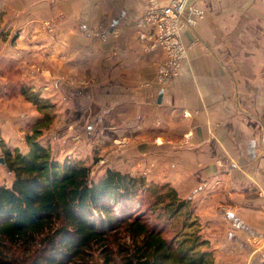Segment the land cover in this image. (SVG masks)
<instances>
[{
  "label": "crops",
  "instance_id": "obj_1",
  "mask_svg": "<svg viewBox=\"0 0 264 264\" xmlns=\"http://www.w3.org/2000/svg\"><path fill=\"white\" fill-rule=\"evenodd\" d=\"M189 2L204 17L182 30L186 56L160 88L164 52L144 51L135 30L146 0H0V138L27 148L43 117L19 89L31 80L55 105L39 140L59 160L152 165L190 199L214 264H264V0ZM57 12L49 34L42 23ZM99 25L106 42L90 33Z\"/></svg>",
  "mask_w": 264,
  "mask_h": 264
},
{
  "label": "trees",
  "instance_id": "obj_2",
  "mask_svg": "<svg viewBox=\"0 0 264 264\" xmlns=\"http://www.w3.org/2000/svg\"><path fill=\"white\" fill-rule=\"evenodd\" d=\"M20 92L43 118L25 136L26 152L0 138L12 174L10 185H0V264H213L208 240L192 228L189 198L164 184L145 200L142 193L154 190L141 177L107 168L95 179L90 167L59 160L39 142L52 104ZM142 207L158 211L152 225ZM182 212V231L192 229L168 237Z\"/></svg>",
  "mask_w": 264,
  "mask_h": 264
},
{
  "label": "built area",
  "instance_id": "obj_3",
  "mask_svg": "<svg viewBox=\"0 0 264 264\" xmlns=\"http://www.w3.org/2000/svg\"><path fill=\"white\" fill-rule=\"evenodd\" d=\"M204 17V11L189 0H146L143 14L135 22V30L144 51L161 48L164 59L156 68L155 81L160 88L167 86L179 74V67L186 56L187 46L181 40V32L186 27L196 25ZM91 35L102 42L109 39L104 25L90 30ZM115 44L112 53H117ZM264 80V69L260 71ZM264 82V81H263Z\"/></svg>",
  "mask_w": 264,
  "mask_h": 264
},
{
  "label": "rangeland",
  "instance_id": "obj_4",
  "mask_svg": "<svg viewBox=\"0 0 264 264\" xmlns=\"http://www.w3.org/2000/svg\"><path fill=\"white\" fill-rule=\"evenodd\" d=\"M56 1L57 0H49V2H51V3H55ZM60 17H61V14L59 12H57L53 16H51L49 20H46V21H44L42 23L43 28L45 29V31L47 33L52 34V33L55 32V30L57 28V25L59 23ZM93 29H95V26L92 27L90 30H93ZM20 60L21 59L17 58L16 62L19 63ZM26 62H25L26 64L30 63L29 61H26ZM39 66H40L39 64L37 66H32L31 67V72L29 73L30 75H32L36 79H40V74H42L40 72V67ZM14 75H16L17 78H19L20 77V70H17ZM26 77H27V75H26ZM26 81L22 80V82L20 83V86H19L20 91H21V89L24 88L28 92H36V93H39L40 96H41V90L38 87L39 85L33 86V85H31V80L30 81L28 80L27 82ZM57 89L60 90V91H63V89L61 87H57ZM65 93H66V91H65ZM50 104H52V103H50ZM49 109H51V111H49L51 113L52 110L55 109V105L52 104V107L49 108ZM40 120L41 119H39L38 121H40ZM38 121L36 123H38ZM31 132H32V130H31ZM39 142H41V141L39 140ZM26 147H27V145H26ZM10 149H13V148H10ZM18 149L20 151H22V152H26L28 150L27 148L25 150L24 149L21 150L19 147H18ZM0 157H3L1 147H0ZM102 159L103 158H101V160ZM99 160H100V158L93 159L92 163L90 164V166H88V167H90V174L95 179H97L100 176H102L104 174L105 170L107 169V168L102 167L103 165L102 166L99 165V162H98ZM96 162H97V164H96ZM153 168L154 167L152 165H149V166L148 165H146V166L143 165V166H140L138 168L136 167L135 169H133L132 167L129 169V174H131L132 176H135V177L143 178L145 183H146V185L150 186V188L152 190H154L153 192H143L142 193L143 197L145 198V200H150L151 198H153L152 195H154V193L156 192V187H158L156 185L167 184V183H162V182L157 183L158 181H156V170H153ZM110 169L117 170V169H114L113 167L110 168ZM122 172L125 173L126 171H122ZM11 180H12V174L7 172V170H6L4 165L0 164V185H10ZM164 190H167V186H164V187L161 188V191H164ZM142 211L144 212V216L147 218L148 223L150 225H152V223L156 222L155 221V217H156V213L158 212V211H156V209L152 210V209H148L147 207H144V208L142 207ZM192 216H193V218H195V224H196L192 228L198 227L200 223L198 222L197 218L193 214V211H192ZM183 217H184V215H183V212H182L180 216H178V217L174 218L173 220H171V223H170V226H169V228H171V230L166 232L167 233L166 235H168V237H170L171 235H174V234H177V235L178 234H182V233H185L186 231H189V230L192 229V228L187 229V230L183 229V231H182L181 226H182ZM190 219H191V217L188 218V220L186 221V224H187V222H189ZM199 232H200V229H199ZM201 234L204 237V234L203 233H201ZM178 237H179V235H178ZM209 247H210L209 249L212 252L213 264H214V256H213L214 255V250L212 249V247L210 245H209ZM95 264H101V261L98 260V261H96ZM250 264H252V263H250ZM256 264H262V263L258 262Z\"/></svg>",
  "mask_w": 264,
  "mask_h": 264
},
{
  "label": "water",
  "instance_id": "obj_5",
  "mask_svg": "<svg viewBox=\"0 0 264 264\" xmlns=\"http://www.w3.org/2000/svg\"><path fill=\"white\" fill-rule=\"evenodd\" d=\"M161 97H162V91H160V92L158 93V96H157V102H158V103L160 102ZM0 164H1V165H4V164H5V161H4V158H3V157H0Z\"/></svg>",
  "mask_w": 264,
  "mask_h": 264
}]
</instances>
